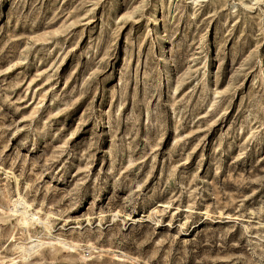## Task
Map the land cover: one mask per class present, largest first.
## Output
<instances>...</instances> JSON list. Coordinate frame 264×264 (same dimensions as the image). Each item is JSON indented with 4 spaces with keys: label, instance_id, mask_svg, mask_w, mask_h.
Here are the masks:
<instances>
[{
    "label": "rangeland",
    "instance_id": "374dc122",
    "mask_svg": "<svg viewBox=\"0 0 264 264\" xmlns=\"http://www.w3.org/2000/svg\"><path fill=\"white\" fill-rule=\"evenodd\" d=\"M0 264H264V0H0Z\"/></svg>",
    "mask_w": 264,
    "mask_h": 264
},
{
    "label": "bare ground",
    "instance_id": "6f19581e",
    "mask_svg": "<svg viewBox=\"0 0 264 264\" xmlns=\"http://www.w3.org/2000/svg\"><path fill=\"white\" fill-rule=\"evenodd\" d=\"M19 204H22V201H20Z\"/></svg>",
    "mask_w": 264,
    "mask_h": 264
}]
</instances>
